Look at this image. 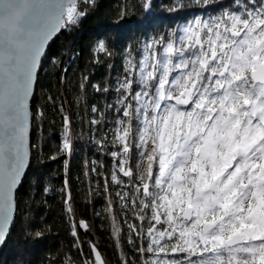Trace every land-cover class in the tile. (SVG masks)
<instances>
[{"label": "snow or ice", "instance_id": "6c2138e0", "mask_svg": "<svg viewBox=\"0 0 264 264\" xmlns=\"http://www.w3.org/2000/svg\"><path fill=\"white\" fill-rule=\"evenodd\" d=\"M197 3L200 14L148 36L142 47L125 45L122 72L111 83L91 85L102 95L115 93V103L105 105L114 121L92 106L89 130L114 124L96 144L113 158L111 182L127 188L116 196L135 211L138 223L129 227L141 241L142 264H264V0ZM139 6L148 17L137 30L147 34L155 0H139ZM95 7L96 0H0V245L39 159L31 131L44 112H33L31 102L42 59L54 37ZM183 8L187 4L173 10ZM121 18L128 20V9ZM95 51L111 57L109 39L98 38ZM88 79L82 77L81 89ZM57 111L64 129L58 152L67 158L74 150L72 118L63 103ZM140 163L142 172L134 170ZM61 192L82 252L77 229L90 226L74 219L67 176ZM22 221L30 238L31 217ZM89 247L92 258L82 264H106L96 245Z\"/></svg>", "mask_w": 264, "mask_h": 264}, {"label": "trees", "instance_id": "16d2710c", "mask_svg": "<svg viewBox=\"0 0 264 264\" xmlns=\"http://www.w3.org/2000/svg\"><path fill=\"white\" fill-rule=\"evenodd\" d=\"M184 4L187 8L173 10L176 5ZM122 9H128V20L123 23ZM88 11L89 15L77 26L56 37L42 60L32 109L33 112L43 110L44 118L34 120L31 131L33 145H40L41 150L37 153L36 148L33 149L39 159L32 161L20 189L19 214L0 254V264H82L84 258H92L90 244L96 245L106 264H121L122 260H127L128 264H142L143 258L136 252L141 241L129 227L138 223L134 220L135 211L125 209L116 196L118 190L127 192V188L120 189L111 182L113 158L108 155L107 146L100 149L96 144L105 129L110 135L114 124H104L92 131L88 124L93 117L92 106L105 111L107 120L113 122L114 115L105 105L114 104L116 96L114 92L97 93L91 85L111 83L122 72L127 66L124 60L126 44L142 47L148 36L167 33L174 24L200 14L203 8L197 0H155L147 34L144 28L137 30L140 21L148 17L141 10L139 0H96L95 9ZM118 23H121L119 28ZM98 38L109 39L111 57L95 51ZM73 53L75 55L70 57ZM83 76L89 79L81 89ZM49 97L55 104L49 102ZM60 103L72 118L74 150L71 159L58 152L64 131L61 113L57 111ZM53 155L58 158L50 159ZM65 176L75 210L74 219L86 221L90 226L88 231L77 229L82 252L74 243L70 221L64 212L61 189ZM105 178H108L107 185ZM44 187L49 189L47 193ZM25 215L31 217L33 234L30 238L24 235L22 217ZM37 231L42 233L39 238L35 237Z\"/></svg>", "mask_w": 264, "mask_h": 264}, {"label": "water", "instance_id": "95a60500", "mask_svg": "<svg viewBox=\"0 0 264 264\" xmlns=\"http://www.w3.org/2000/svg\"><path fill=\"white\" fill-rule=\"evenodd\" d=\"M59 34H60V33H59ZM59 34H58V35H59ZM58 35H57V36H58ZM57 36H56V37H57ZM56 37H54L53 40L50 41L49 47L51 46V44L53 43V41L56 39ZM49 47L47 48V50L49 49ZM47 50H46V52H47ZM42 60H43V59H42ZM36 85H37V84H36ZM36 85H35V90H36ZM34 95H35V91H34ZM33 98H34V97H33ZM32 100H33V99H32ZM31 103H32V102H31ZM71 137H72V136H71ZM71 156H72V155H70V159H71ZM11 228H12V227H11ZM10 231H11V229H10ZM7 240H8V237L6 238V242H5V244L0 245V254L2 253L4 247H5L6 243H7Z\"/></svg>", "mask_w": 264, "mask_h": 264}, {"label": "rangeland", "instance_id": "374dc122", "mask_svg": "<svg viewBox=\"0 0 264 264\" xmlns=\"http://www.w3.org/2000/svg\"><path fill=\"white\" fill-rule=\"evenodd\" d=\"M143 168H144L143 163H140V164H138V165L136 166V170H137V171H140V172L143 171ZM126 191H127V190H126Z\"/></svg>", "mask_w": 264, "mask_h": 264}, {"label": "bare ground", "instance_id": "6f19581e", "mask_svg": "<svg viewBox=\"0 0 264 264\" xmlns=\"http://www.w3.org/2000/svg\"><path fill=\"white\" fill-rule=\"evenodd\" d=\"M71 139H73V137H71Z\"/></svg>", "mask_w": 264, "mask_h": 264}]
</instances>
